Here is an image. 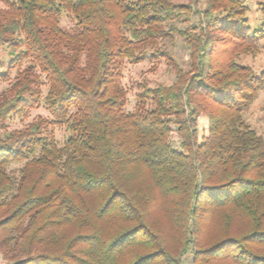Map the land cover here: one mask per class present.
<instances>
[{
	"label": "trees",
	"instance_id": "trees-1",
	"mask_svg": "<svg viewBox=\"0 0 264 264\" xmlns=\"http://www.w3.org/2000/svg\"><path fill=\"white\" fill-rule=\"evenodd\" d=\"M0 3L10 67L32 61L16 95L0 103V130L42 103L51 116L0 136V254L8 263L182 264L192 253V264H264V138L243 120L264 74L238 62L249 42L264 39V3L255 23L249 0ZM65 12L77 21L74 34L60 27ZM197 15L198 26L164 27ZM168 30L190 48V70L154 48ZM146 60H164L175 82L144 87L129 113L126 64ZM36 68L48 80L45 96ZM52 125L68 126L63 147Z\"/></svg>",
	"mask_w": 264,
	"mask_h": 264
},
{
	"label": "rangeland",
	"instance_id": "rangeland-1",
	"mask_svg": "<svg viewBox=\"0 0 264 264\" xmlns=\"http://www.w3.org/2000/svg\"><path fill=\"white\" fill-rule=\"evenodd\" d=\"M136 1V0H127ZM171 3L179 5H193L195 0H168ZM264 3V0H249V17L253 23L261 21L263 19L260 5ZM196 9L200 12L205 7V2H201L199 5L195 4ZM0 10H8L4 4L0 3ZM199 15L193 17L190 23L177 22L166 23L165 28L169 29V25H174L178 29H185L192 25H200ZM60 27L63 31L70 32L72 34L78 31L77 21L73 14L70 12L63 13L60 19ZM169 31V30H168ZM170 38L167 40H156L155 47L169 51L175 61L182 66L185 70H190L189 58L191 50L185 45V42L178 33L170 32ZM252 48L249 54H244L239 57L238 62L245 66H250L258 76L264 74V39L249 42L246 46ZM253 51V52H252ZM12 57L10 51L5 46H0V75L5 74L6 77L0 78V103L5 99H12L17 91L20 89V83L25 82V78L29 76L31 71L32 61L25 60L19 68H11ZM33 74L40 77L41 85L40 89L42 96L48 94L49 84L46 76L42 74L39 68L33 70ZM31 77V76H30ZM32 79V77H31ZM175 82V73L170 72L167 63L161 60L159 63H153L151 60H146L138 64L128 62L121 81L127 93V112L133 113L139 106L138 95L144 92V87L153 89L159 84L167 86L172 85ZM147 105L151 107V102L148 101ZM39 119L51 120L49 111L43 105H40L37 109L29 110L25 115H14L10 122L7 124L5 130H0V136H5L6 133L26 129L29 125L36 123ZM244 123L257 135L264 138V86L259 91L257 99L251 106V108L243 114ZM53 133V137L59 147H63L69 136L70 131L67 125L53 126L50 128ZM208 135V120L205 116L199 119V138L200 143L204 142L205 137ZM173 146L179 148L180 141L177 136L176 130L173 134ZM23 163L14 164L12 166V172H16L21 168ZM193 256L189 253L182 258V264H192Z\"/></svg>",
	"mask_w": 264,
	"mask_h": 264
},
{
	"label": "built area",
	"instance_id": "built-area-1",
	"mask_svg": "<svg viewBox=\"0 0 264 264\" xmlns=\"http://www.w3.org/2000/svg\"><path fill=\"white\" fill-rule=\"evenodd\" d=\"M0 264H10V263H8L0 254Z\"/></svg>",
	"mask_w": 264,
	"mask_h": 264
}]
</instances>
